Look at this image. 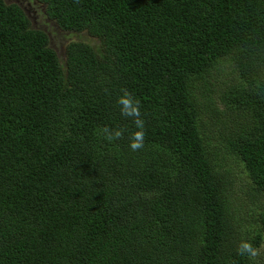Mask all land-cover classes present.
I'll use <instances>...</instances> for the list:
<instances>
[{"label":"trees","instance_id":"16d2710c","mask_svg":"<svg viewBox=\"0 0 264 264\" xmlns=\"http://www.w3.org/2000/svg\"><path fill=\"white\" fill-rule=\"evenodd\" d=\"M39 1L99 42L61 61L0 0V264H264V208L242 215L216 158L264 192V0Z\"/></svg>","mask_w":264,"mask_h":264},{"label":"rangeland","instance_id":"374dc122","mask_svg":"<svg viewBox=\"0 0 264 264\" xmlns=\"http://www.w3.org/2000/svg\"><path fill=\"white\" fill-rule=\"evenodd\" d=\"M18 2L30 19L31 27L42 29L47 33L50 39V46L57 51L61 61L66 59V51L70 42L75 40H84L92 44L99 42L97 37L87 32H75L62 29L54 19L48 17L43 4L36 3V0H19ZM229 67L230 65H227L225 71L221 74L223 77L227 76ZM233 83L236 84L237 81L234 80ZM220 96L221 89H217L215 95L216 101L219 100ZM216 152L218 153L216 156L217 160L221 159L220 165L222 169L224 171L228 170L229 177L233 178V183H235L237 203L243 204L242 209L239 210L244 217L249 218L248 221L250 223H255L253 218L257 217L258 213L264 208V192H258L254 189L245 169L242 168L240 162L229 150L221 146L219 149L216 147ZM259 251H261L264 257V242Z\"/></svg>","mask_w":264,"mask_h":264},{"label":"clouds","instance_id":"9594fccd","mask_svg":"<svg viewBox=\"0 0 264 264\" xmlns=\"http://www.w3.org/2000/svg\"><path fill=\"white\" fill-rule=\"evenodd\" d=\"M119 104L121 105V113L126 117L134 118V124L136 126V130L130 136L129 147L135 151L143 147L144 142V122L140 118V110L138 101H135L133 97L125 91L124 95L120 97ZM105 134L109 139L113 137H119L121 135V131L119 130H104ZM240 254H249L255 255V249L252 248L251 244L248 242H242L239 245Z\"/></svg>","mask_w":264,"mask_h":264},{"label":"flooded vegetation","instance_id":"af4514ba","mask_svg":"<svg viewBox=\"0 0 264 264\" xmlns=\"http://www.w3.org/2000/svg\"><path fill=\"white\" fill-rule=\"evenodd\" d=\"M6 3H15V4H18L19 6H21L20 4H19V0H4ZM37 2L36 3H41V4H43V7H44V9H45V4L44 3H42V2H40L39 0H36Z\"/></svg>","mask_w":264,"mask_h":264}]
</instances>
